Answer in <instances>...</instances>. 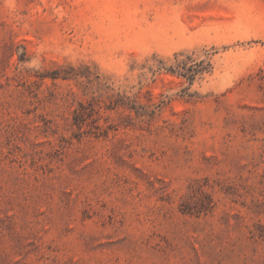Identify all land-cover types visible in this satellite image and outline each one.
<instances>
[{"label": "rangeland", "instance_id": "rangeland-1", "mask_svg": "<svg viewBox=\"0 0 264 264\" xmlns=\"http://www.w3.org/2000/svg\"><path fill=\"white\" fill-rule=\"evenodd\" d=\"M0 264H264V0H0Z\"/></svg>", "mask_w": 264, "mask_h": 264}, {"label": "trees", "instance_id": "trees-1", "mask_svg": "<svg viewBox=\"0 0 264 264\" xmlns=\"http://www.w3.org/2000/svg\"><path fill=\"white\" fill-rule=\"evenodd\" d=\"M202 63V62H200ZM200 65V64H199ZM157 68H163V67H157ZM184 67H181L180 65H177L176 67H168V68H165V70H167L168 72H171V73H174V72H177L179 75H181L182 77L186 78L188 80V82L191 84L195 78L196 75L200 74L202 68L200 67H189V68H186L185 71H178L179 69H183ZM69 70L64 73V76L61 77L63 79H70V78H76L78 75L77 73L74 71L73 68H68ZM97 77V75H96ZM115 98H116V104L120 103V101L124 100V99H127V109L129 111H133L134 113H136L137 115H144L146 113V110H145V106L143 105H140V104H137L134 100H131L129 99L128 97H125V96H121L120 93H117L115 94ZM130 103V104H129ZM83 104L82 103H79V108L75 110L74 112V118L75 119H81L83 117ZM78 124V123H76ZM82 124V123H80ZM78 127H80L78 125ZM80 129V128H79ZM101 131V127L98 126V125H94L92 126V131H89V133L91 134H97V133H100Z\"/></svg>", "mask_w": 264, "mask_h": 264}]
</instances>
